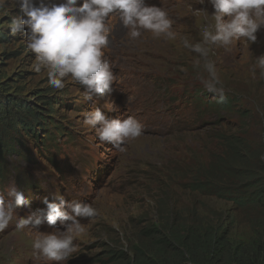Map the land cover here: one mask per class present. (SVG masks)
Here are the masks:
<instances>
[{
  "label": "rangeland",
  "instance_id": "374dc122",
  "mask_svg": "<svg viewBox=\"0 0 264 264\" xmlns=\"http://www.w3.org/2000/svg\"><path fill=\"white\" fill-rule=\"evenodd\" d=\"M153 4L157 5V0ZM180 7L177 2H171L166 9L175 21L172 28L177 34L175 40L153 38L150 32H142L146 47L152 51L146 60L123 53L136 46V42L143 43L144 39L131 38L118 14H111L106 22L110 29L109 44L103 51L115 80L111 92L86 100V86L70 76L64 78L63 89H55L48 83L46 68L42 67L40 72L34 70L37 61L26 47V29L15 34L10 30L11 19L21 14L19 6L14 0H0V98L12 99L9 108L21 116L28 115L27 107L42 118L33 131L17 124L16 130L11 132L16 147H9L0 163V193L6 196L14 185L29 201V205L15 209L8 228L0 232V264H57L40 256L32 247L35 239L52 232L53 228L46 222L38 229L16 228L20 217L46 208L41 203L45 196L56 202L63 197L69 203H89L98 210L95 218L80 220L84 232L74 239L76 251L60 264H125V258L111 259L120 251L132 257L134 225L143 221L139 224L143 226L144 220L158 221L157 203L163 189L167 192L171 212L176 194L182 205L195 208V214L218 211L225 217L233 214L235 222L225 221V233L230 232L233 239L241 241V236L249 233L248 226L252 224L253 228L251 216L256 214L237 211L229 202L215 198L198 196L197 201H193L168 178L178 168L194 164L198 154L207 164L209 151L215 150L211 145L219 141L213 134L218 136L231 129L242 132L240 123L246 119L231 118L219 112L217 115L223 118L219 121L218 116L211 119L206 112L204 116L199 114L203 107L206 111L211 109L210 103L217 101L219 95L204 87L202 78H206L207 73L193 67L196 56L183 47L182 38L187 37L193 43L201 41L204 30L215 23L214 9L211 4H200L198 0H191L184 11ZM197 9L202 11L196 14ZM210 48L223 95L237 96V106L248 107L250 111L257 108L263 115L264 75H261L257 58L264 55V40L249 44L241 39L227 48ZM146 95L156 102L145 104ZM95 108L109 119L136 118L144 125L143 135L129 140L124 152L100 141L97 129L85 122L86 114ZM258 117L259 114L249 120L255 123ZM206 121L213 123L211 129L191 132ZM236 123L238 125L231 128L224 126ZM39 125L45 128L37 127ZM175 128L185 131L176 134ZM252 136L249 138L259 145V138L254 133ZM258 153L259 167L264 173V152L259 150ZM56 227H61L59 222ZM61 230L64 229L61 227ZM225 259L224 254L215 256V264Z\"/></svg>",
  "mask_w": 264,
  "mask_h": 264
},
{
  "label": "clouds",
  "instance_id": "9594fccd",
  "mask_svg": "<svg viewBox=\"0 0 264 264\" xmlns=\"http://www.w3.org/2000/svg\"><path fill=\"white\" fill-rule=\"evenodd\" d=\"M198 2L212 5L215 23L204 30L201 41L193 43L183 37L182 45L195 54L193 67L207 73L206 78H202L204 87L219 95V102H222L223 86L215 61L211 59L210 46L227 48L241 39L249 44L256 42V33L264 27V0ZM14 3L19 6L21 14L11 19L10 30L15 34L26 29V47L35 54L37 61L34 70L40 72L42 67L46 68L48 83L55 89H63L64 78L70 76L77 83L86 86V100L111 92L115 80L103 51L109 44L110 29L106 22L111 14H118L119 20L129 29V35L133 39L141 37L143 31L150 32L153 38L175 40L177 36L172 30L175 21L168 11L155 5L150 6L146 0H63L62 3H55L53 0H14ZM201 11L197 9L194 12L199 14ZM257 65L261 69V75H264V55L257 58ZM255 110L259 112L257 108ZM85 122L97 129L100 141L112 144L120 152L125 151L129 140L144 133V125L136 118L129 116L123 120L109 119L99 108L87 113ZM258 131L256 136L259 138L260 151L264 152V129L259 133ZM187 167H180L168 176L174 185L177 186L181 181L179 172ZM41 203L46 208L38 209L37 213L27 217H20L16 228L38 229L46 222L53 231L35 239L33 249L40 256L57 264L68 261L76 251V235L84 232L80 220L95 218L98 210L89 203H69L63 197H59V202H56L45 196ZM27 205L29 201L24 192L14 185L7 190L6 196L0 193V232L8 228L16 214L15 209ZM58 222L64 230L56 227Z\"/></svg>",
  "mask_w": 264,
  "mask_h": 264
},
{
  "label": "trees",
  "instance_id": "16d2710c",
  "mask_svg": "<svg viewBox=\"0 0 264 264\" xmlns=\"http://www.w3.org/2000/svg\"><path fill=\"white\" fill-rule=\"evenodd\" d=\"M5 98H0V163L6 157L9 147H16L15 136L11 132L16 130L17 124L33 131L35 125L42 121L41 117H37L27 107L25 109L28 115H19L16 110L10 109L13 100ZM219 99L210 103L211 109L206 111L203 107L199 114L204 116L206 112L211 119L218 116L219 121L223 119L217 115L219 112H224L225 116L235 119L246 118L247 120L240 123L242 132L231 129L218 136L217 133L213 134L219 143H213L211 146L215 150L218 147L220 149L209 151L211 155L207 164L198 154L194 164L179 172L181 181L177 186L184 191L183 193L191 196L193 201H197L198 196L215 198L229 202L237 211L246 210L248 213L256 214L251 216L253 228L252 224L248 226L249 233L246 237L242 235L241 241L233 239L230 232L228 235L225 233L227 230L225 221L229 219L231 223L235 222L233 214L229 217H225L220 211L195 214V208L190 209L182 205L176 194L174 210L171 212L167 192L163 189L161 200L157 203L160 215L158 221L144 220L145 225H139L143 221L134 225L132 257L125 256L120 251L111 259L112 261L125 258V264H215V256L224 254L226 259L221 264H264V173L259 167L260 145L249 138L253 137V133L256 136L258 130L263 131L264 114L257 110L250 111L248 107L237 106V96H224L222 102H219ZM8 108L10 112H7ZM4 111L8 116L4 115ZM257 114L259 117L255 123L249 120ZM211 124H213L211 121H206L201 127L191 131L195 134L199 130L211 129ZM235 125L238 124L224 126L231 128ZM220 126L223 125H215ZM37 127L45 128L43 125ZM184 130L175 128L177 133ZM160 186H164V183Z\"/></svg>",
  "mask_w": 264,
  "mask_h": 264
},
{
  "label": "bare ground",
  "instance_id": "6f19581e",
  "mask_svg": "<svg viewBox=\"0 0 264 264\" xmlns=\"http://www.w3.org/2000/svg\"><path fill=\"white\" fill-rule=\"evenodd\" d=\"M190 1L191 0H157V5H155V4H153L154 0H149L148 1V5H150V6L151 5H155L157 7H162V8H164L166 10L168 5H169V3L177 2L178 5H181L180 10L182 9V11H184L185 8H186V4H188ZM177 12H179V11H177ZM256 35H257V39H258L257 41H259V42L263 41L264 40V27H261L258 30V32L256 33ZM139 39H141V41L144 39L143 40L144 42L143 43L136 42L137 43L136 46L133 45L128 50L124 49L125 51L123 53H125L129 57L136 58V59H139V60H144L145 57H147V55H149V53H152V51H150V49L148 47H146L147 40H145L144 37L141 36ZM155 53L158 54L156 51H155ZM144 99H145V104H148V103L149 104H153L154 102H156L155 100L151 99L149 95H146Z\"/></svg>",
  "mask_w": 264,
  "mask_h": 264
}]
</instances>
